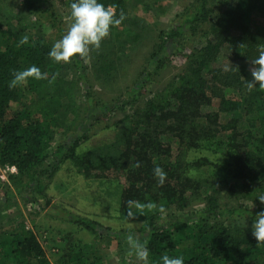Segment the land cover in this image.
Segmentation results:
<instances>
[{
  "label": "trees",
  "instance_id": "16d2710c",
  "mask_svg": "<svg viewBox=\"0 0 264 264\" xmlns=\"http://www.w3.org/2000/svg\"><path fill=\"white\" fill-rule=\"evenodd\" d=\"M54 1L67 3L69 9L72 2L22 0V6L52 19ZM129 1L99 0L114 10L117 18L124 13L120 24L110 26L114 33L125 26ZM224 2L216 13L209 0H193L184 7L169 27L158 33L147 70L139 73L129 91L111 102L93 95L82 56H73L85 95L83 117L78 123L72 121L73 133H65L60 125L66 110L58 99L66 90L45 89L57 63L48 56L51 46L37 34L20 44L23 37L0 22V166L15 167L9 179H29L35 185L70 160L85 176L115 179L120 186L121 218L141 222L137 228L114 229L56 205L54 216L83 228L94 244L67 251L50 263L33 231L19 237L9 230V244L0 249V264H104L102 251L112 244L119 247L120 264L127 263L135 244L149 250V264H159L163 255L183 256L184 264H264V242L252 237L250 225L264 208L256 198L264 194V88L258 83L249 87L248 83L251 60L264 51V0ZM59 31L65 34L67 30ZM199 34L204 41L195 40ZM191 40L195 45L188 50ZM169 51L182 57L184 65L160 92L139 103L151 71L163 63L161 56H168ZM222 55L229 60L227 64L218 63ZM32 65L40 68L44 78L12 83L15 71ZM99 69L95 79L100 80L104 65ZM26 92L34 97L23 102ZM116 109L123 113L126 126L117 154L104 153L107 147L78 153L95 112L103 115ZM59 129L63 133L59 134ZM56 133L59 140L53 143ZM207 150L232 163V182L226 186L235 198L250 196L251 207L223 206L218 195L202 194L191 175L202 165H198L200 159L190 157ZM156 166L166 173L162 184L153 174ZM12 184L18 193L23 192V187ZM39 188L36 196L32 191L30 201L27 196L21 200L39 202L46 196L42 190L46 185ZM196 200L203 205L186 211ZM233 217L251 223L230 224ZM125 237L134 239L133 244Z\"/></svg>",
  "mask_w": 264,
  "mask_h": 264
},
{
  "label": "rangeland",
  "instance_id": "374dc122",
  "mask_svg": "<svg viewBox=\"0 0 264 264\" xmlns=\"http://www.w3.org/2000/svg\"><path fill=\"white\" fill-rule=\"evenodd\" d=\"M192 1L130 0L124 28L114 33L115 30L110 27L109 34L101 40L100 47L89 46L88 53L82 56L83 64L87 68L85 75L93 95L100 97L104 102H111L129 91L138 79L139 73L147 70L151 48L158 33L167 29L174 17ZM224 1L227 0H209V6L216 13ZM51 10L53 18H44L42 14L25 9L22 6V0H0V22L4 28L15 30L21 37L33 34L42 36L52 47L63 35L59 29L67 30L72 21L67 3L54 1ZM199 37L200 34L195 40L204 41L202 37L200 39ZM195 40L188 42V50L195 45ZM161 58L163 63H159L151 71V77L139 96V103L160 92L184 65V59L171 51L168 56L162 55ZM228 61L224 55L218 59L221 65L227 64ZM74 64L76 63L73 57L68 62H57L53 74L49 76L50 81L45 85V89L50 91L55 88L66 90V93L58 99L61 108L66 110L64 111L65 119H61L60 124L66 130L65 133L72 132V121L75 120L73 123H78L82 119V108L85 105L79 71ZM100 65H104V73L99 80L95 79V71L100 70ZM31 97L34 95L26 92L21 97V101L28 102ZM14 105L17 106L16 103ZM127 107L128 105H124V108ZM74 114H77V118ZM122 117L123 113L119 109L103 115H98V111L95 112L93 118L87 123V132L81 138L77 152L94 151L95 153L94 148L107 147L103 149L104 153L116 155L126 131ZM59 132V134L63 133L61 129ZM59 134H55L53 143L59 140ZM192 158L200 159L198 165H202L195 167L191 175L201 186L203 195L209 193L218 195L223 206L251 207L253 205L250 196L235 198L231 190L227 188V183L232 182L231 168L233 166L221 154L207 150L194 152L190 159ZM1 173L6 178H0V249L9 244L7 235L16 233L20 237L27 231H33L37 235L50 263H56L67 251L83 246L91 247L94 244L92 235L80 226L54 216L58 213L54 208L56 205L87 215L114 229L137 228L141 224L140 221L121 218L120 186L115 179L95 174L85 176L86 174L78 171L70 160L61 163L54 174L41 178L35 185L29 179L10 180L8 177L10 172L4 166H0V175ZM12 182L23 187V192L18 193ZM44 184L46 189L42 190L46 196H39L41 198L39 202L21 200V196H27L30 201L29 196L32 195V191L36 196L40 190L39 187ZM6 191H11L9 196H5ZM202 205L201 200L193 201L186 211L199 209ZM233 223L249 224L251 222L245 218L233 217L230 224ZM125 239L128 240V237ZM133 241L134 239H130L131 245ZM119 251L116 244L103 250L104 264H120L118 263ZM135 261L140 260L134 251L126 258V264Z\"/></svg>",
  "mask_w": 264,
  "mask_h": 264
},
{
  "label": "clouds",
  "instance_id": "9594fccd",
  "mask_svg": "<svg viewBox=\"0 0 264 264\" xmlns=\"http://www.w3.org/2000/svg\"><path fill=\"white\" fill-rule=\"evenodd\" d=\"M71 23L63 34L51 47L48 56L55 62H68L75 55L84 56L89 51V46L99 48L101 40L108 36L110 26L120 24L125 16L121 11L117 18L114 10L106 8L99 0H72L70 3ZM28 41L25 36L20 40V44ZM252 67L250 75L252 79L248 81L249 87L259 84L264 88V51L251 60ZM44 78L40 68L32 65L23 70L13 73L12 83L26 81L27 78ZM154 176L158 177V182L163 183L166 173L159 166L153 169ZM261 204H264V194L256 197ZM251 235L258 242H264V208L254 216L251 225ZM135 255L143 264H149V250L140 244L133 245ZM159 264H184L183 256L163 255Z\"/></svg>",
  "mask_w": 264,
  "mask_h": 264
},
{
  "label": "built area",
  "instance_id": "2783aa9c",
  "mask_svg": "<svg viewBox=\"0 0 264 264\" xmlns=\"http://www.w3.org/2000/svg\"><path fill=\"white\" fill-rule=\"evenodd\" d=\"M4 167H5L7 170H9L10 173H15V172H16V169H15L14 166H8V165H5ZM0 178H1V179H4V178H6V177H5L4 174L1 173Z\"/></svg>",
  "mask_w": 264,
  "mask_h": 264
}]
</instances>
